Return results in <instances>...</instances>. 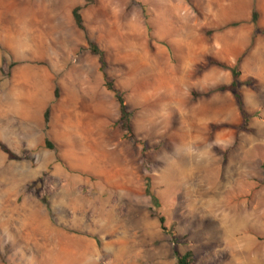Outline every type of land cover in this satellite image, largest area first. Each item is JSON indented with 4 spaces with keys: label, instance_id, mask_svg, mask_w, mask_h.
<instances>
[{
    "label": "rangeland",
    "instance_id": "obj_1",
    "mask_svg": "<svg viewBox=\"0 0 264 264\" xmlns=\"http://www.w3.org/2000/svg\"><path fill=\"white\" fill-rule=\"evenodd\" d=\"M230 1L92 0L81 9L133 113L131 140L73 21L83 0H0L2 36L48 43L42 57L27 39L0 42V143L18 157L0 149V264H177L186 251L192 264H264V144L249 122L241 128L238 109V124L221 123L229 119L214 110L225 102L191 94L227 85L218 75L217 86L196 88L207 61L190 47L237 24ZM35 76L46 89L33 90ZM215 93L224 92L207 97Z\"/></svg>",
    "mask_w": 264,
    "mask_h": 264
},
{
    "label": "crops",
    "instance_id": "obj_2",
    "mask_svg": "<svg viewBox=\"0 0 264 264\" xmlns=\"http://www.w3.org/2000/svg\"><path fill=\"white\" fill-rule=\"evenodd\" d=\"M240 1L241 3L238 4L237 0H231L225 9L227 14L232 15L233 18H231V21L237 22V24L227 26L223 30L214 33L209 40H201L195 44L191 42V56L197 62L204 61V59L207 61L208 58H213L224 62L228 66L238 64L241 81L246 79L253 80L252 87H247L246 85L241 87V95L245 111L252 115L249 121V127L253 129L254 143L264 144V0H255L254 3V9L258 15L256 27L251 21V11L248 8L249 1ZM242 2L244 5H242ZM23 39H27L23 33L15 32L2 36L0 30V42L3 45L6 44L2 41H9L7 43L11 45L15 44L24 47L23 43H21ZM37 39V41L27 39L32 44V47H35L32 54L44 57L48 43L42 37H37ZM218 75L224 76L223 83L221 84L228 85L231 82V73L229 70L207 65L201 71L199 77L200 79L202 78L201 80L206 79L207 83L202 86L197 84L196 88L208 89L217 86V82L220 79V76L217 77ZM34 79H36V87L37 85L40 87V89L33 88L35 92L46 89V80L42 78L38 79L36 76L32 80ZM23 84L31 85L25 79ZM30 87L28 89H31ZM205 98H202V100H205L207 105L208 103L214 102L217 104L222 102L226 103L222 108L214 110L216 114L229 119L228 121L221 120L223 121L221 123L238 124L240 122L241 118L236 113L237 106L231 93H215Z\"/></svg>",
    "mask_w": 264,
    "mask_h": 264
},
{
    "label": "trees",
    "instance_id": "obj_3",
    "mask_svg": "<svg viewBox=\"0 0 264 264\" xmlns=\"http://www.w3.org/2000/svg\"><path fill=\"white\" fill-rule=\"evenodd\" d=\"M91 3H92V0H83L82 5L75 6L71 12L72 18H73V21L76 27L84 33V39L88 46L89 52L93 56H96L98 59L99 71L104 81L105 89L109 91L110 93H112L115 98V101L118 107L117 124L119 126V129L123 132V134L127 138L133 140L134 139L133 126H132L133 113L127 107L122 91L115 86L114 80L107 75V61L105 59V55L103 51L100 49V47L98 46V44L89 37L84 21H83V18H82V15H81V9L85 6H88ZM257 19H258L257 12L253 10L252 15H251V21L255 27H256ZM146 27L149 33L150 32L149 24H146ZM208 34L209 32H206L207 37H208ZM150 39H152V37H150ZM167 47L170 49L169 46ZM207 65L217 66L222 69L229 70L231 73V82L228 85H222L217 88L207 90L205 92H196L192 90L191 91L192 98L197 99L199 97H204V96L207 97L214 92H225V91L230 92L231 95L233 96V99L235 101L239 114L242 117L241 128H244V129L247 128L251 115L245 111L243 100H242V95H241V87L243 85L252 87L253 80L241 81L240 71L238 69L237 64L235 66L229 67L221 62H218L212 58H209L207 59ZM57 97H58V88H55L54 98L56 99ZM49 116H50V110L47 107L43 114L45 123L49 122ZM214 128L216 129L220 128V125L215 126ZM44 145L46 148L53 149V145L47 138L45 139ZM0 149L2 152H4L7 155L9 159L11 160L18 159L17 155L2 143H0ZM145 194L149 196L150 202L154 208H158L160 206L159 198L154 192L151 191L150 180L148 179V177H146L145 179ZM158 220H159V224L161 228L164 229V217L159 216ZM192 262H193V255L191 251H186L182 255H177V264H192Z\"/></svg>",
    "mask_w": 264,
    "mask_h": 264
},
{
    "label": "bare ground",
    "instance_id": "obj_4",
    "mask_svg": "<svg viewBox=\"0 0 264 264\" xmlns=\"http://www.w3.org/2000/svg\"><path fill=\"white\" fill-rule=\"evenodd\" d=\"M18 46H19V45H16V47H18ZM221 112H222V111H221ZM228 178H229V177H228ZM226 181H229V179H227ZM238 220H239V219H238ZM245 220H246V218H245ZM229 221H230V220H228V222L226 221L225 224H226V223H229ZM232 221H233V220H232ZM234 222L236 223V221H234ZM262 255H263V258H261ZM259 259H263V260H264V254L261 253V255H259ZM243 264H247V263H243Z\"/></svg>",
    "mask_w": 264,
    "mask_h": 264
}]
</instances>
